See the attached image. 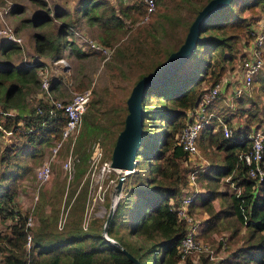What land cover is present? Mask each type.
I'll return each instance as SVG.
<instances>
[{
	"label": "trees",
	"instance_id": "trees-1",
	"mask_svg": "<svg viewBox=\"0 0 264 264\" xmlns=\"http://www.w3.org/2000/svg\"><path fill=\"white\" fill-rule=\"evenodd\" d=\"M119 1V11L111 5L109 11L103 9L98 14H89V9L99 7L100 1H83L82 15L86 14L88 23L100 22L104 28H109L104 31L109 36H101L99 42L97 41L100 45L110 47L118 38L117 31L124 27L127 17L137 18L145 12L144 0L133 4ZM169 1L176 4V10L182 4L187 5L189 29L198 11L209 0H157V9L152 20L142 24L134 31L132 41L115 52L117 56L129 60L137 50L152 45L154 49L148 57L151 62L156 63L140 74L138 79L159 66L173 51L167 52L161 59L162 54L157 51V38L152 26L155 17L160 16L159 5ZM263 4L264 0H233L228 6L217 11L207 23L193 55L188 59L195 57L197 51L198 54L202 53L203 60L197 68L187 76L182 75V79L178 80L177 75L182 67L159 86L148 91L143 102L145 119L144 137L140 146L142 158L138 157L135 166L137 169L128 175L124 187L125 196L118 201L112 218L104 229L118 244L104 239L101 232L81 233L76 230L75 233L64 237L50 234L46 226L51 225V222H44L45 217L40 214L44 226L38 228L32 245L26 247L30 229V226L26 225L27 213L15 209L17 186L14 182L23 169L18 160L31 149L35 150L34 147L41 148L40 146L49 143L51 139L58 138L66 116L62 110L54 108L46 100L39 99L29 107L27 103L19 102L26 89L39 83L37 65H0V114L4 115L7 108L15 110L14 117L4 115L6 119L2 126L11 132L10 127L18 128L15 133L24 138L21 144L12 142L2 147L0 153V215L14 218L8 232L0 235V264H136L124 249L131 252L141 264H210L209 259L204 257L198 262L194 261L191 255L183 258L179 249L180 242L187 233L186 223L179 217L177 209L182 201L183 187L187 185V167L184 162L189 158V153L178 142V135L186 125L188 110L196 106L210 87L220 82L230 66H235L246 56L243 53L239 58L240 42L244 40L247 45L251 44L255 36L252 35L253 23L244 13L251 12ZM47 19L46 15H40L38 20L31 21L34 25H39ZM60 32L55 37L40 42L35 47L36 51L53 58L60 57L67 47L78 57L86 53L75 43L74 38L63 39V31ZM8 47L15 48L13 45ZM87 50L92 49L89 47ZM127 51H131L130 56ZM52 88L53 85L50 86L51 90ZM222 95L209 105V108L219 115L217 107ZM242 98L238 97L235 101L238 102L237 108L241 115L247 114L246 121L244 125L234 128V137H226L221 127L213 131L214 122L201 132V145L205 150L208 146L215 145L225 153L221 163L214 161L208 171L199 172L201 177L213 184V188L209 189V193L198 194L192 202L191 210L201 202L202 208L209 213L205 231L215 230L223 218H232L239 224L240 228L235 229L231 238L236 242L242 240V244L231 257L222 260L223 264H264V180L258 183L251 177L248 174V165L240 159V153L248 148L249 133L259 129L253 128L254 123L261 122L262 119L257 118V110L254 113L247 111L244 107L246 101ZM124 109L126 114L121 120L120 110L113 109L116 111L113 125H120L118 134L124 127L128 113V108ZM232 116H224L228 125H232ZM91 117L92 111L89 109V114L88 110L85 111L84 131L79 134V147H85L84 140L88 141L90 133L97 127ZM88 155L85 149L80 153L81 165L86 162ZM227 176L236 181L235 191H219L214 186V183ZM217 197L222 199L220 209H216L213 204ZM242 229L243 234L240 231ZM182 261L184 263H181Z\"/></svg>",
	"mask_w": 264,
	"mask_h": 264
},
{
	"label": "rangeland",
	"instance_id": "rangeland-1",
	"mask_svg": "<svg viewBox=\"0 0 264 264\" xmlns=\"http://www.w3.org/2000/svg\"><path fill=\"white\" fill-rule=\"evenodd\" d=\"M83 1L0 0V31L10 27L11 31L20 38V42L10 41L0 32V65L6 63L28 65L35 62L38 69V85L26 89L19 102H25L29 107L37 103L39 99L46 100L41 85L44 77L48 79L49 92L55 99L66 101L74 93L89 88L91 96L85 111L88 110V114L89 109L92 111L91 119L97 125L96 129L90 133V139L84 140L85 147H79V134L84 131L83 114L81 126L76 136L65 139L56 153L53 154L52 152L56 139L53 138L49 143L40 146L41 148L34 147L35 150L31 149L28 154L22 155L23 157L18 160L23 169L14 182L17 186L15 209L27 213L28 221H30L28 231L30 239L29 245L27 244L26 247L32 245L38 228L44 226L40 214L45 217L44 222H51V225L46 226V230L50 234L64 237L75 233L76 230L81 233L101 232L103 236L112 239L110 242L116 241L114 237L104 232V227L107 225L109 214L112 211L114 213L117 207L116 201L125 196L124 187L127 178L122 183L120 194L116 193L122 171L109 167L111 149L120 127V125H113L112 120L116 113L113 109L120 110L119 120H121L126 114L124 108H127V98L133 85L140 74L150 69L151 65L156 62H151L148 57L154 49L151 44L137 50L133 58L129 60L115 54L117 49L123 48L125 44L132 41L134 31L142 26L138 23V18L141 16L126 18L124 27L117 31L118 38L108 48L110 51L104 52L106 54L92 47L91 51L87 50L90 46L85 43L82 44L81 48L86 53L80 57L72 54L68 47L57 58L46 53H38L35 47L45 39L60 34V31H63V39L67 40L74 38L71 29L79 31L81 35L91 38L96 43L99 42L101 36H106L107 32L104 31L109 28H104L100 22L88 23L86 14L83 13L82 15ZM98 1L101 2V5L99 7L89 6V14H98L103 9L109 11L111 5L119 11V0ZM138 1L124 0V4H133ZM15 7L18 8L14 9ZM118 11L117 13H119ZM158 11L160 16L155 17L152 26L157 38L155 40L156 48L162 54L160 57L163 59L167 52L174 50L184 41L188 32L189 16L186 4H182L176 10V4L173 1L159 5ZM40 15H46L48 19L39 25H34L31 19L38 20ZM244 15L250 18L254 30L259 29L264 21V4L251 12H245ZM65 29L67 31L64 32ZM249 44L247 45L244 40L240 42L241 53L238 54L239 58L243 53L246 55L245 48ZM8 45H13L15 48L10 49ZM127 52L130 56L131 51ZM201 55L202 53L198 54L197 51L195 57L188 60L186 66L184 65L185 67L183 66V69L178 73V80L182 79V75L187 76L197 68L203 60ZM244 57L235 66L228 68L220 80L222 84L227 82L228 85L233 84L232 87H234L238 83ZM52 85L51 90L50 86ZM232 87L227 90L226 94L222 95V100H219L217 109L224 120L227 115H233L231 118L232 125L229 124V126L233 129L234 137V128L244 125L247 114L241 115L238 110V102L235 101L238 97H232ZM239 98L246 101L244 107L248 112L254 113L257 110V118L259 117L262 121H256L253 128H259L264 132V65L254 79L250 91ZM14 113L15 110L11 108H7L5 111L9 117H14ZM4 115L0 114V153L2 147L8 146L12 142L19 144L24 142V138L15 133L19 130L18 128L12 129L14 126L10 127L12 132L6 131L9 130L8 128H3L2 122L6 119ZM199 140V153L184 162V165L189 169L192 166L202 164L204 167L201 172L208 171L214 161L221 163L225 152L215 145L208 146L205 150L201 145V136ZM84 149L89 155L86 162L81 165L80 153ZM140 151L138 157L141 159L142 149ZM67 159L70 160V170L64 167ZM45 163L49 165V176L44 180H39L36 171ZM235 184L236 181L231 176H227L214 183V186L219 191H235ZM197 186L200 189L199 194L209 193V189L213 188V184L204 179L203 176L197 179ZM190 193L192 191L185 186L181 196ZM213 204L216 209H220L222 199L217 197ZM191 211L200 223L198 239L201 248L187 253L185 258L191 255L193 260L198 262L201 257H204L209 259L210 264H223L222 260L231 257L232 253L242 244V240L236 242L231 238L235 229L240 228L239 224L232 218H223L215 230L205 231L206 221L210 217L209 213L202 208L201 202ZM13 221L14 218L10 216L0 215V235L8 232ZM240 231H242L241 234L244 233V229ZM0 245H2L1 241ZM1 257L2 252L0 250Z\"/></svg>",
	"mask_w": 264,
	"mask_h": 264
},
{
	"label": "built area",
	"instance_id": "built-area-1",
	"mask_svg": "<svg viewBox=\"0 0 264 264\" xmlns=\"http://www.w3.org/2000/svg\"><path fill=\"white\" fill-rule=\"evenodd\" d=\"M144 3L145 12L138 20L139 24L149 23L157 9V0H144ZM71 30L72 33H74V41L79 47H82V44L85 43L97 51H101L103 54H106L104 52L110 51L108 49L109 47L94 42L91 38L81 35L80 32L75 29ZM0 32H2L4 37L8 40L20 42V38L17 37L13 31H11L10 27L3 28ZM253 34L255 37L252 40V43L245 48L246 56L241 64V76L239 81L234 87L231 86L233 88L232 97H240L246 92H249L254 79L264 65V21L261 23V27L259 29H255L253 31ZM31 64L35 65V62ZM41 85L45 92V99L49 102V104L56 109L62 110L66 116L65 124L60 131L59 137L55 139L54 147L52 148V152L54 154L65 139L75 137L78 133L81 126L82 116L91 96V90L87 88L82 92L74 93L69 100L65 101L52 97L49 92V83L46 77L42 78ZM229 88L230 85H228L227 82H225V84L218 82L202 95L195 107L188 110L186 125L182 128L178 135V142L182 145L183 149L189 153L188 159L199 153L200 134L202 130L209 126L212 122H214L215 126L214 131H216L218 127H221L226 137L233 136V129L228 125V123L222 119L219 114L209 108V105L222 94H226ZM248 139V148L240 153V159L248 165V174L260 183L264 180V132L261 129L253 130L249 133ZM187 160H185V162ZM64 167L68 170L71 169L70 160L67 159L65 161ZM109 167L113 168L111 167V159L109 160ZM203 167L204 165L201 164L192 166L189 169L186 168V188L190 189L192 193L183 195L181 204L177 209L178 215L185 221L187 229V233L182 238L179 246L183 258L186 257L187 253H191L201 248V244L198 239V235L200 233V223L192 214L191 205L199 194L198 192L200 189L197 186V179L199 177V172ZM49 173L48 163H45L36 171V175L39 180L46 179L49 176ZM183 189L185 190V186ZM29 224L30 221H28L27 217L26 225L30 226ZM29 239L30 235L28 233L26 245H29Z\"/></svg>",
	"mask_w": 264,
	"mask_h": 264
},
{
	"label": "water",
	"instance_id": "water-1",
	"mask_svg": "<svg viewBox=\"0 0 264 264\" xmlns=\"http://www.w3.org/2000/svg\"><path fill=\"white\" fill-rule=\"evenodd\" d=\"M233 0H209L197 13L189 26L188 32L181 45L173 50L167 58L151 72L143 75L133 85L127 98L128 113L125 117L123 129L119 132L111 154V167L120 169L122 174L117 185L116 193L120 194L122 183L134 170L140 154V146L144 137V98L148 91L159 86L167 78L177 73L187 60L193 55L201 33L214 14L228 6ZM128 170H131L128 172ZM118 203V200H117ZM113 211L109 214L107 223L110 222ZM106 229V227H104ZM104 239L111 241L108 236ZM118 244V242H114ZM128 257L136 264L141 262L129 251L124 249Z\"/></svg>",
	"mask_w": 264,
	"mask_h": 264
},
{
	"label": "crops",
	"instance_id": "crops-1",
	"mask_svg": "<svg viewBox=\"0 0 264 264\" xmlns=\"http://www.w3.org/2000/svg\"><path fill=\"white\" fill-rule=\"evenodd\" d=\"M238 70V69H237ZM233 84H230V87L232 86Z\"/></svg>",
	"mask_w": 264,
	"mask_h": 264
},
{
	"label": "bare ground",
	"instance_id": "bare-ground-1",
	"mask_svg": "<svg viewBox=\"0 0 264 264\" xmlns=\"http://www.w3.org/2000/svg\"><path fill=\"white\" fill-rule=\"evenodd\" d=\"M131 170H128V172H130ZM117 202V201H116Z\"/></svg>",
	"mask_w": 264,
	"mask_h": 264
}]
</instances>
